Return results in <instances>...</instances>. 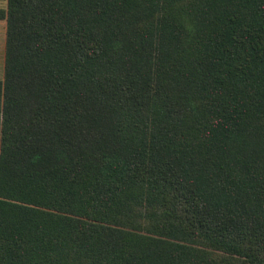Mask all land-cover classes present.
Wrapping results in <instances>:
<instances>
[{
    "label": "trees",
    "instance_id": "obj_1",
    "mask_svg": "<svg viewBox=\"0 0 264 264\" xmlns=\"http://www.w3.org/2000/svg\"><path fill=\"white\" fill-rule=\"evenodd\" d=\"M0 21V264H264V0Z\"/></svg>",
    "mask_w": 264,
    "mask_h": 264
},
{
    "label": "rangeland",
    "instance_id": "obj_2",
    "mask_svg": "<svg viewBox=\"0 0 264 264\" xmlns=\"http://www.w3.org/2000/svg\"><path fill=\"white\" fill-rule=\"evenodd\" d=\"M6 0H0V6H3L5 4ZM6 26L0 28V80L3 79V72H4V65H3V58H4V48H5V33ZM2 33H4L2 35Z\"/></svg>",
    "mask_w": 264,
    "mask_h": 264
},
{
    "label": "crops",
    "instance_id": "obj_3",
    "mask_svg": "<svg viewBox=\"0 0 264 264\" xmlns=\"http://www.w3.org/2000/svg\"><path fill=\"white\" fill-rule=\"evenodd\" d=\"M0 8L6 10V8H7V0L5 1V4H3V6H0ZM4 26H6V22H5V21H0V28H2V27H4ZM5 31H6V30H5ZM5 31H4V33H5ZM4 33H2V35H3Z\"/></svg>",
    "mask_w": 264,
    "mask_h": 264
}]
</instances>
